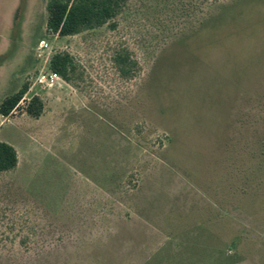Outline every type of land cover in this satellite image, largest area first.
I'll return each mask as SVG.
<instances>
[{
    "label": "rangeland",
    "instance_id": "rangeland-1",
    "mask_svg": "<svg viewBox=\"0 0 264 264\" xmlns=\"http://www.w3.org/2000/svg\"><path fill=\"white\" fill-rule=\"evenodd\" d=\"M49 2L0 0V105L28 87L0 264H264V0H128L71 37Z\"/></svg>",
    "mask_w": 264,
    "mask_h": 264
},
{
    "label": "trees",
    "instance_id": "trees-1",
    "mask_svg": "<svg viewBox=\"0 0 264 264\" xmlns=\"http://www.w3.org/2000/svg\"><path fill=\"white\" fill-rule=\"evenodd\" d=\"M128 0H50L48 29L59 37H71L83 31L106 25L114 20ZM217 2L219 0H212ZM116 64L123 78L132 77L133 65L129 55L119 54ZM50 70L67 83L74 80L76 66L68 53H58L50 61ZM28 92L25 86L18 93L4 99L0 105V115L8 117L19 107ZM17 150L10 144L0 141V174L11 172L18 167Z\"/></svg>",
    "mask_w": 264,
    "mask_h": 264
},
{
    "label": "built area",
    "instance_id": "built-area-1",
    "mask_svg": "<svg viewBox=\"0 0 264 264\" xmlns=\"http://www.w3.org/2000/svg\"><path fill=\"white\" fill-rule=\"evenodd\" d=\"M60 79H61V77L59 75L52 72V74L49 76V80L46 79V82L48 83V86L53 87L55 85L56 81H58Z\"/></svg>",
    "mask_w": 264,
    "mask_h": 264
}]
</instances>
